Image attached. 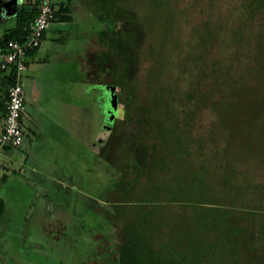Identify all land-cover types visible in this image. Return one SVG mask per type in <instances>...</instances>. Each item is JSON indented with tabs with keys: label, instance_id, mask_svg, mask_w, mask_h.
<instances>
[{
	"label": "trees",
	"instance_id": "trees-1",
	"mask_svg": "<svg viewBox=\"0 0 264 264\" xmlns=\"http://www.w3.org/2000/svg\"><path fill=\"white\" fill-rule=\"evenodd\" d=\"M37 1L26 0L30 8L21 5L16 27L0 35V48L10 39L24 37ZM67 1L64 9L70 11L72 0ZM112 1H88L101 24L96 30L104 46L101 57L107 60L120 52L129 61L134 49L125 48L127 36L114 22L130 9L123 0L112 14ZM167 5L161 26L166 36L178 8ZM239 5V23L230 36L244 56L227 64L212 59L213 66H202L192 74L187 88L178 83L179 88H169L156 80L169 64V59L164 60L169 38L162 33L158 43L149 45L151 55H156L149 71L153 94L136 109L137 114L142 111L137 117L141 157L129 151L126 160L128 141L117 147L119 178L100 209L103 230L114 232L115 238L111 246L103 240L97 248L94 254H100L99 262L264 264V0H240ZM59 12L55 10L56 18ZM225 25L222 19L214 23L206 19L196 26L202 32L194 63L208 61ZM182 69L183 73L191 71L187 65ZM110 78L124 103L134 105L136 81L114 69ZM173 103L179 104L174 113L169 112ZM161 108L165 109L161 117L153 115L147 121L143 116L148 112L152 117ZM203 108L214 115L207 126L196 122ZM3 207L0 200V211ZM95 262L92 259L91 264Z\"/></svg>",
	"mask_w": 264,
	"mask_h": 264
},
{
	"label": "rangeland",
	"instance_id": "rangeland-1",
	"mask_svg": "<svg viewBox=\"0 0 264 264\" xmlns=\"http://www.w3.org/2000/svg\"><path fill=\"white\" fill-rule=\"evenodd\" d=\"M88 1L72 0L71 10L66 11L67 0H53L60 11L58 22L47 29L39 57L22 71L38 86L41 97L34 98L39 99L40 125L34 137L25 119L21 145L0 147L2 264H91L92 259L96 264H106L99 262V253H94L103 240L111 246L115 235L103 230L100 209L119 178L115 163L118 145L128 141L127 161L129 151L141 157L137 117L142 111L138 115L136 109L137 104L152 98L149 71L156 55H151L148 47L158 43L162 33L169 38L164 54L169 64L156 80L169 88H179L178 84L183 89L189 87L192 74L202 66L210 67L212 59L227 64L244 56L242 47L230 36L239 23L240 0H177L175 4L171 0H126L130 11L122 19H115L114 25L127 36L125 48L134 49L129 61L120 52L102 60L103 45L96 35L101 24ZM122 1L110 2L112 14ZM167 4L178 8L171 33L166 36L161 26ZM206 19L213 23L222 19L226 25L208 55L210 60L194 63L192 57L202 32L196 26ZM151 24L154 26L149 27ZM241 61L236 62L244 65ZM184 65L191 69L189 73L182 72ZM112 69L138 84L134 105L127 106L117 94L116 84L110 82ZM34 98L26 96L29 115L36 111ZM172 106L169 112L174 113L179 104ZM153 112L152 117L143 113L147 121L161 117L165 109ZM213 117L211 109L203 108L196 122L207 126Z\"/></svg>",
	"mask_w": 264,
	"mask_h": 264
},
{
	"label": "built area",
	"instance_id": "built-area-1",
	"mask_svg": "<svg viewBox=\"0 0 264 264\" xmlns=\"http://www.w3.org/2000/svg\"><path fill=\"white\" fill-rule=\"evenodd\" d=\"M35 9V15L24 27V37L10 39L0 48V71L7 76L0 147H19L22 143L21 118L26 107L22 71L27 67L29 52L41 45L47 29L56 19L53 0H38Z\"/></svg>",
	"mask_w": 264,
	"mask_h": 264
},
{
	"label": "crops",
	"instance_id": "crops-1",
	"mask_svg": "<svg viewBox=\"0 0 264 264\" xmlns=\"http://www.w3.org/2000/svg\"><path fill=\"white\" fill-rule=\"evenodd\" d=\"M24 3H25V6L27 8H30L32 5L30 2L26 3V0H0V4H3L2 5V16H0V28L2 29V34L4 32H7L10 29H13L16 27V25H17V17H16L17 12L20 9L21 5ZM56 21L58 22V20L55 19L51 23V25L54 24ZM64 23L65 24H71V22H69V21L68 22L64 21ZM46 36L47 35L45 33L44 37H46ZM41 47H42V43L38 48L32 50L28 54V56L26 58V63H27L26 69H28L29 66L32 64L31 61L34 62L35 59L39 57V51H40ZM5 76H6V74L4 72L0 71V132H1L2 127H3V114H4V109H5V106H4V98L6 95ZM36 87H38V86H37V84H35V79L33 80V79L28 78L27 76L23 75V90H24L26 107H25V110H24L23 115H22V125H24L25 119H26L25 125L28 124V127L33 132L34 137L36 134H38L37 133V127H39V125H40L39 116H38V114H39L38 110L40 109L39 108V102H38L39 99L37 101L34 98L37 95L39 96V93L36 90ZM27 95L34 98L33 99V101H34L33 106L36 109V111H34V113L30 114V115L28 113H26V109H27L26 96ZM39 97H41V96H39ZM27 116L29 117L28 119H27ZM33 169H35V168L33 167ZM58 182H62V181L59 180ZM1 214H2V210L0 211V215ZM0 264H2V262H0Z\"/></svg>",
	"mask_w": 264,
	"mask_h": 264
},
{
	"label": "snow or ice",
	"instance_id": "snow-or-ice-1",
	"mask_svg": "<svg viewBox=\"0 0 264 264\" xmlns=\"http://www.w3.org/2000/svg\"><path fill=\"white\" fill-rule=\"evenodd\" d=\"M3 4H0V6H2Z\"/></svg>",
	"mask_w": 264,
	"mask_h": 264
}]
</instances>
